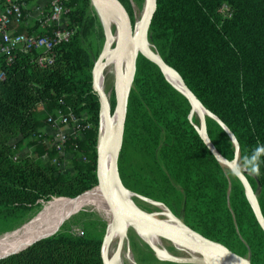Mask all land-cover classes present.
I'll use <instances>...</instances> for the list:
<instances>
[{
	"label": "trees",
	"instance_id": "obj_1",
	"mask_svg": "<svg viewBox=\"0 0 264 264\" xmlns=\"http://www.w3.org/2000/svg\"><path fill=\"white\" fill-rule=\"evenodd\" d=\"M119 1L134 24L129 0ZM88 2L67 4L65 21L76 32L56 47L51 66L40 68L35 54L16 48L10 62L0 57V235L22 226L51 198L77 200L98 186L100 104L91 72L77 58V33ZM9 28L13 34H44L37 24L11 20ZM148 36L164 64L235 139L236 145L219 123L206 118V135L216 153L242 167L246 157L258 155V171L244 167L245 179L264 220V0H155ZM56 111L83 118L78 136L63 144L64 170L58 167L53 138L42 131ZM189 115L184 96L155 64L139 56L123 142L131 141L153 158L163 180L141 179L188 228L251 264H264V231L242 183L215 159ZM23 149L28 152L19 156ZM171 192L176 210L169 203ZM79 225L82 235L73 231ZM103 238L95 222L79 213L51 237L0 264H103Z\"/></svg>",
	"mask_w": 264,
	"mask_h": 264
},
{
	"label": "water",
	"instance_id": "obj_2",
	"mask_svg": "<svg viewBox=\"0 0 264 264\" xmlns=\"http://www.w3.org/2000/svg\"><path fill=\"white\" fill-rule=\"evenodd\" d=\"M90 1L94 4V6L99 12L100 19L104 26V37H105L103 52L97 59L96 63L94 64L93 70H92V89L94 93L96 94L99 104H100V114L104 110L107 113V117H108V106H107V102L102 92L98 89L97 77L101 73V70L103 69L105 65L104 57L108 54L109 50L111 49L110 48L111 45L115 42L114 48L111 49V52L114 57V90H115V108L117 112V118L113 125L110 123V118H108L106 130L101 139L99 138V133H98L97 158H96V178L98 182L97 187L100 189L104 197L105 203L111 215V219L114 222L125 220L129 222L131 226H133V228L138 231L153 234L160 239L171 242L177 247H180L191 253L200 255L201 256L200 264H223L224 262L227 264H251L250 260H248L247 258L239 256L238 254H235L231 252L230 250H228L223 245L203 237L202 235L188 228L181 221H179L176 217H174L185 228L184 233H179L178 231H176L175 228L169 225L165 220L159 219L154 215H151V214H148L142 211L135 204H133L130 201H127L118 193V190L119 191L125 190L118 176V156H119V152H120L122 142H123L124 126H125L126 115H127L128 98H129V93H130V89H131V85H132V81H133V77L135 73V63H136V58H137L136 44H135L134 37H133L134 24H132V21L130 19L128 12L126 11V9L124 8V6L121 4L119 0H90ZM154 10H155V0H153V8L151 11L150 20L152 18ZM111 13L116 14L117 30H118L117 39L116 41H112V42H110V39L114 37L111 36L110 26L107 23V19L111 15ZM150 20L148 22V27H149ZM127 55L129 56L128 73L126 77L123 78L122 76L123 62ZM157 56H158V60L162 61L159 55ZM145 58L149 60L150 62H152L153 64H155L159 68L158 64L154 60L149 59L147 57ZM159 70L163 74L160 68ZM184 98L188 101L186 97ZM199 105L203 109H205L200 103ZM207 116L215 120L217 123H219L221 127H223V129L226 131V133L230 136L231 140L235 143V139L225 129V127L217 120L215 116H213L208 111H207ZM190 118H191V114L189 115V119ZM197 133L200 136V138L203 140L204 144L212 152L215 159L222 164V162L225 159H223L220 155L216 153L213 146L209 142L208 137L206 135V131H205L204 119H203L204 138L201 136L198 130H197ZM109 149L112 150V156H111L108 167H106V155ZM235 161L236 159L233 162ZM236 177L242 183L245 189L248 202L255 214V217L259 225L264 231V220L260 214L254 194L252 193L246 179L242 175L241 176L236 175ZM248 191L250 192L251 197L253 198V204L249 200ZM68 219H70V217L60 221L56 226H54L52 230L46 232L43 235L36 237L33 240H30L29 242L25 243L23 247L0 257V259L6 258L11 255L18 254L26 250L27 248L31 247L36 242L46 239L48 237H51L56 232H58L59 228ZM28 223H24L19 228L11 231V234L8 235L6 239L3 238L5 241L2 243V246L6 244H12L14 242H18L20 240L27 238L29 235H31L32 232L28 228H26V225ZM110 240H112L111 236L107 240L108 243H110ZM105 242H106V236L103 238V243L101 247V256L104 250ZM108 246L109 244H107L105 249H107ZM207 258L212 259L214 262L213 263L204 262L203 260ZM102 262L103 264H105L103 258H102Z\"/></svg>",
	"mask_w": 264,
	"mask_h": 264
},
{
	"label": "rangeland",
	"instance_id": "obj_3",
	"mask_svg": "<svg viewBox=\"0 0 264 264\" xmlns=\"http://www.w3.org/2000/svg\"><path fill=\"white\" fill-rule=\"evenodd\" d=\"M129 3L130 6H132L133 18L134 20H136L143 8L144 0L141 1L129 0ZM219 12L222 17L223 16L225 17L227 12V6L225 4L222 5ZM117 31L118 30L116 24L114 23L110 28L111 36L117 38V33H118ZM147 41L153 53L156 56L159 55L156 49L151 44L148 33H147ZM104 43H105L104 26L100 19L98 10L94 6V4L89 0V2L85 7V13L82 17L81 25L77 33V58L80 65L91 72V77H92V70L94 64L96 63L97 59L103 52ZM114 45L115 42L111 45L110 48L113 49ZM142 55L147 57V55L143 52V50H141L139 54H137V58L139 56L143 57ZM106 97L110 105V109H109L110 115L113 116L114 113H116L115 90H114L113 78H111L110 83L108 84V86H106ZM190 112H191V106H190ZM206 118L209 117L205 116L203 118L204 123ZM189 120L197 131V127L199 126L200 123L199 119L194 115L191 116ZM27 152L28 149H23L20 152L19 156ZM233 161L234 160L227 162L230 163ZM224 168L228 170L235 178H237L236 175H234L229 169H227L226 167ZM237 168L241 172L242 176L245 178V174L248 173L247 170L242 166L238 167V164H237ZM118 176L123 187L131 195L134 204L142 211L154 215L162 220H164L162 216V213L164 211L166 212L168 217L170 218L175 217L173 212L160 201L157 195L158 193L155 192L146 182H144L141 179V176H146V177H151L157 181L160 179L163 180L161 174L158 172L156 161H154V159L151 158L144 151L134 146L131 141L122 142V146L118 156ZM164 182L166 183V181ZM92 191H90L89 193H91ZM171 193L169 195V203L170 205L175 207L176 210L177 209V203L175 202L176 199L174 194L172 193L171 195ZM54 198H58V197H54ZM45 204L42 205V208L43 206H45ZM79 213L87 214L90 220L95 222V228L97 232L102 233L104 237L106 236L107 227L110 218L107 214L97 212L92 208H82L76 211V213L71 217ZM33 218L34 217L30 218V220L28 221H31ZM82 229H83L82 226L79 225V226H75L73 231L74 232L78 230L81 231ZM7 233L10 234L11 232H7ZM7 233L0 235V237ZM124 238H125L124 243L121 248L118 247L117 240H113L111 245L109 244L110 248L108 247L109 251H108L107 260L110 263H112L113 260H115V253H116L115 250H117L116 247L119 248L117 259H119L120 264H200L199 261H201L200 255L191 253L180 247L175 246L169 241L160 239L161 244L163 246L162 249L170 256L169 258H171V259H166L162 257L159 252L153 250L147 243H145L138 235L136 229L132 227H130L129 230L126 231ZM191 257L196 259L197 262L195 261L187 262L189 261V259H191ZM102 258H103V253H102ZM172 260H176V261H172Z\"/></svg>",
	"mask_w": 264,
	"mask_h": 264
},
{
	"label": "bare ground",
	"instance_id": "obj_4",
	"mask_svg": "<svg viewBox=\"0 0 264 264\" xmlns=\"http://www.w3.org/2000/svg\"><path fill=\"white\" fill-rule=\"evenodd\" d=\"M153 8V0H144L143 8L137 17L136 20H134V26H133V37L136 44V53L139 54L141 50L147 55V58L154 60L159 68L162 70L163 75L167 82L182 96L186 97L189 101V104L191 106V116H196L199 119V126L197 127L198 132L201 134V136L204 138L203 134V118L207 116V111L203 109L197 100L193 97V95L186 89L184 83H182V80L180 77H178V74L174 70H171V68L167 67L162 61L158 60V56H156L153 51L151 50L148 41H147V33H148V22L150 20L151 11ZM116 14L111 13V15L107 19V23L112 27V25L115 23L117 27V19ZM116 37L111 38L110 42L116 41ZM144 56V55H143ZM146 57V56H145ZM105 65L103 69L101 70V73L97 77V86L98 89L102 92L108 106V117L106 111H102L100 114V130H99V138L101 139L105 133L107 120L110 118V123L113 125L117 118V112L114 113L113 116L110 115L109 109L110 105L108 103V99L106 97V86L110 83L111 78L114 80V57L112 55L111 49L109 50L108 54L104 57ZM128 65H129V56L127 55L123 62V71L122 76L123 78L126 77L128 73ZM112 156V150H108L106 155V167H108L110 159ZM222 165L229 169L232 173L241 176V172L237 168V162H227L224 160L222 162ZM118 193L127 201H130L134 204L133 199L131 195L128 193V191L125 189L123 191H119ZM248 197L250 202L253 204V198L251 197L250 192L248 191ZM135 200V199H134ZM82 208H92L93 210L105 213L107 214L109 218V223L107 227V233H106V242L104 245L103 250V259L105 264H120L119 259H117L118 256V249L115 253V260H113L112 263H110L107 260L108 257V251L110 248L111 243L113 240H117L118 247H122L124 243V236L126 234V231L129 230L131 224L125 220H120L119 222H114L111 219V215L109 213L108 207L105 203L104 197L100 191V189L97 187L94 189L91 193H88L86 196L77 199V200H70V199H64V198H52L48 203L43 206L41 211L26 225V228H28L32 234L29 235L27 238L20 240L18 242H14L12 244H6L2 246V243L5 241L6 237L10 235L9 233L3 235L0 237V257L13 252L21 247L24 246L25 243L29 242L30 240L35 239L36 237L45 234L46 232L52 230L54 226H56L60 221L71 217L76 211L82 209ZM162 216L164 220L171 225L173 228L176 229L179 233H184V227L182 224L177 221L174 218L168 217L166 212L164 211L162 213ZM140 238L147 243L153 250L159 252L162 257L166 259L170 256L162 249L163 246L161 244L160 238L157 236L147 233V232H141L136 230ZM111 236L112 240H110V243H108V238ZM4 238V239H3ZM2 239V240H1ZM107 244H110L107 248ZM161 251V252H160ZM173 259V258H172ZM222 260V259H220ZM176 261V260H172ZM187 261V260H185ZM197 262L196 259L191 257L189 261L187 262ZM204 262L207 263H213L214 261L210 258L204 259ZM201 262V261H199ZM227 264V263H223Z\"/></svg>",
	"mask_w": 264,
	"mask_h": 264
},
{
	"label": "built area",
	"instance_id": "obj_5",
	"mask_svg": "<svg viewBox=\"0 0 264 264\" xmlns=\"http://www.w3.org/2000/svg\"><path fill=\"white\" fill-rule=\"evenodd\" d=\"M70 0H38L27 3L25 0H0V57L5 56L6 62L11 61V51L16 48L23 55L35 54L34 62L40 68H47L54 63L55 49L68 43L74 36L75 28H69L66 23L67 4ZM24 25L37 24L44 34H13L9 28L10 21ZM4 72L0 71V81ZM83 118L73 114L64 115L59 111L50 119L48 133L53 138L60 155L58 167L64 170L68 154L63 150V144L68 138L79 134ZM85 161V159H82ZM82 235L81 231H75Z\"/></svg>",
	"mask_w": 264,
	"mask_h": 264
},
{
	"label": "clouds",
	"instance_id": "obj_6",
	"mask_svg": "<svg viewBox=\"0 0 264 264\" xmlns=\"http://www.w3.org/2000/svg\"><path fill=\"white\" fill-rule=\"evenodd\" d=\"M262 150H257V152L259 153ZM254 161H258V155H254L253 157H251V159L249 160V158H245V163H244V167H249L250 170L252 171H258L259 169V164L258 162H254ZM240 165H238L239 167Z\"/></svg>",
	"mask_w": 264,
	"mask_h": 264
},
{
	"label": "crops",
	"instance_id": "obj_7",
	"mask_svg": "<svg viewBox=\"0 0 264 264\" xmlns=\"http://www.w3.org/2000/svg\"><path fill=\"white\" fill-rule=\"evenodd\" d=\"M42 131H43L44 133H48L49 129H48V127H45V128L42 129Z\"/></svg>",
	"mask_w": 264,
	"mask_h": 264
}]
</instances>
